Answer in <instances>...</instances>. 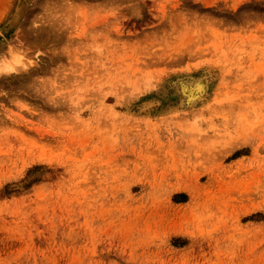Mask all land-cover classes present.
<instances>
[{"label":"rangeland","instance_id":"rangeland-1","mask_svg":"<svg viewBox=\"0 0 264 264\" xmlns=\"http://www.w3.org/2000/svg\"><path fill=\"white\" fill-rule=\"evenodd\" d=\"M0 264H264V0H0Z\"/></svg>","mask_w":264,"mask_h":264},{"label":"bare ground","instance_id":"bare-ground-1","mask_svg":"<svg viewBox=\"0 0 264 264\" xmlns=\"http://www.w3.org/2000/svg\"><path fill=\"white\" fill-rule=\"evenodd\" d=\"M200 87H201V86H199V85H198V86H195V87H191L189 91H190V93H192V92H191V91L193 90L192 88H195L196 90H198ZM190 93H189V95H190ZM180 188H181V187H180ZM191 193H192V192H191Z\"/></svg>","mask_w":264,"mask_h":264}]
</instances>
